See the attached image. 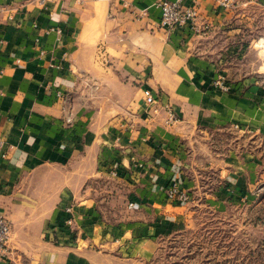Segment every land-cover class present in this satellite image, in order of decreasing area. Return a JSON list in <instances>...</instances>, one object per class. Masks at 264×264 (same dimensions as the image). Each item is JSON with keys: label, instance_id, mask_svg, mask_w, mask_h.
<instances>
[{"label": "crops", "instance_id": "0c3cea01", "mask_svg": "<svg viewBox=\"0 0 264 264\" xmlns=\"http://www.w3.org/2000/svg\"><path fill=\"white\" fill-rule=\"evenodd\" d=\"M159 1L0 0V211L12 230L0 264H141L186 221L171 183L209 198L210 173L246 183L253 157L218 139L236 127L264 139V97L223 91L195 51L235 12L181 0L198 30L169 31Z\"/></svg>", "mask_w": 264, "mask_h": 264}, {"label": "rangeland", "instance_id": "374dc122", "mask_svg": "<svg viewBox=\"0 0 264 264\" xmlns=\"http://www.w3.org/2000/svg\"><path fill=\"white\" fill-rule=\"evenodd\" d=\"M230 11L225 28L195 36V51L217 87L242 96L258 89L264 97V0L240 2ZM239 130L226 131L218 144L253 157L246 183L236 187L218 172L207 175L212 198L192 194L184 204L186 221L162 235L141 264H264V139Z\"/></svg>", "mask_w": 264, "mask_h": 264}, {"label": "built area", "instance_id": "2783aa9c", "mask_svg": "<svg viewBox=\"0 0 264 264\" xmlns=\"http://www.w3.org/2000/svg\"><path fill=\"white\" fill-rule=\"evenodd\" d=\"M246 1L247 0H213L215 6L218 9L224 11L233 10L238 3ZM158 7L161 9L160 25L162 28H165L169 31H174L179 28L188 27L192 31L197 32L199 10L195 6L185 7L181 0H160L158 2ZM143 100L148 107V110L153 112L157 111L156 106H158V100L150 89H143ZM167 109L169 113L167 123H176L178 118L175 112L171 109V106H168ZM236 128L239 129V127ZM138 167L141 168L143 166L138 164ZM165 193L166 200L168 203L173 205L188 204L192 200V195L190 192L182 189L180 184L177 182L171 183L166 188ZM132 205L133 204H131V206ZM67 212L71 215L72 209H67ZM67 224L71 229H74V218L72 216L67 219ZM11 232V224L7 220L6 216L0 211V261L6 258L9 254V241L11 238Z\"/></svg>", "mask_w": 264, "mask_h": 264}]
</instances>
